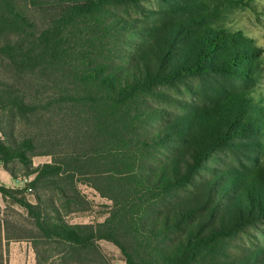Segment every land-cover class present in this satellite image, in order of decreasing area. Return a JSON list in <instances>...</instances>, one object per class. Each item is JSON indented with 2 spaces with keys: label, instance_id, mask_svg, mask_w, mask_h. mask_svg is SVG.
<instances>
[{
  "label": "trees",
  "instance_id": "16d2710c",
  "mask_svg": "<svg viewBox=\"0 0 264 264\" xmlns=\"http://www.w3.org/2000/svg\"><path fill=\"white\" fill-rule=\"evenodd\" d=\"M244 1L0 0V166L25 181L0 179V264L12 241L35 264H110L101 241L264 264V48L224 25ZM83 186L103 221L66 220Z\"/></svg>",
  "mask_w": 264,
  "mask_h": 264
},
{
  "label": "rangeland",
  "instance_id": "374dc122",
  "mask_svg": "<svg viewBox=\"0 0 264 264\" xmlns=\"http://www.w3.org/2000/svg\"><path fill=\"white\" fill-rule=\"evenodd\" d=\"M245 4H236L234 12L230 13L224 25L231 30L243 31L249 38L255 40L256 44L264 48V0H245ZM264 84V83H263ZM181 98V94L177 95ZM188 99V96H187ZM52 157L39 156L34 158L33 163L35 166L51 163ZM0 168H2L0 166ZM0 174L4 173L3 169H0ZM11 178V176H10ZM15 182L16 179H12ZM21 184L19 187L24 186V179L20 178ZM14 182V183H15ZM10 184V183H9ZM4 185H8L5 183ZM82 192L93 203L92 208L88 212L73 214L66 217V220L70 223H97L104 220L107 212L109 211V204L107 201L102 200L99 195L92 189L83 186ZM33 201V198H30ZM0 206L5 210V204L0 195ZM100 246L102 251L110 260V264H126L120 250L113 244L101 241ZM5 259L7 264H35V254L32 245L28 242H10L5 244Z\"/></svg>",
  "mask_w": 264,
  "mask_h": 264
},
{
  "label": "crops",
  "instance_id": "0c3cea01",
  "mask_svg": "<svg viewBox=\"0 0 264 264\" xmlns=\"http://www.w3.org/2000/svg\"><path fill=\"white\" fill-rule=\"evenodd\" d=\"M0 169H3V168H0ZM4 170V169H3ZM5 171V170H4ZM1 173V172H0ZM4 173H7L6 171ZM0 179H1V182L2 184L4 185L5 183H7L8 185H5L7 187H11V188H15V187H19V185L21 184V180H18V181H14L12 179L14 178H10V176H6V174H0ZM15 182V183H14ZM10 183V184H9Z\"/></svg>",
  "mask_w": 264,
  "mask_h": 264
}]
</instances>
